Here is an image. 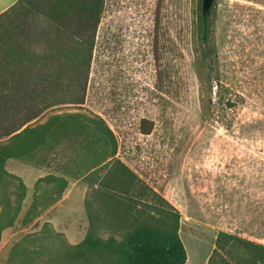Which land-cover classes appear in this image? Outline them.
<instances>
[{
    "label": "rangeland",
    "instance_id": "obj_1",
    "mask_svg": "<svg viewBox=\"0 0 264 264\" xmlns=\"http://www.w3.org/2000/svg\"><path fill=\"white\" fill-rule=\"evenodd\" d=\"M201 3L104 0L83 101L76 103L82 93L72 70L60 68L48 99L73 102L48 108L37 122L99 115L113 133L114 156L86 120L91 129L57 130L49 147L5 164L32 182L40 168L82 177L94 209L101 205L95 187L120 160L178 211L190 264L203 263L219 231L264 244V0H213L208 43L198 25ZM142 119L151 123L148 133ZM101 159L107 163L87 174ZM30 200L1 233L0 264L15 241L41 227L42 218L21 223ZM58 217L67 222L64 212ZM103 227L112 230L109 222Z\"/></svg>",
    "mask_w": 264,
    "mask_h": 264
},
{
    "label": "trees",
    "instance_id": "obj_2",
    "mask_svg": "<svg viewBox=\"0 0 264 264\" xmlns=\"http://www.w3.org/2000/svg\"><path fill=\"white\" fill-rule=\"evenodd\" d=\"M103 6L104 0H16L0 12V239L17 219L26 195L22 177L5 167L9 158H24L49 147L57 130L74 125L91 129L88 121L96 129L91 134L110 142L107 157L116 152L113 133L99 115L88 119L81 115L80 121L75 113L68 115L70 120L53 115L37 122L48 108L73 102L48 99L60 68L72 70L82 93L76 103L83 101ZM198 25L202 40L208 43L209 13H200ZM150 129L151 123L142 119V132ZM102 162H95L87 174L107 163ZM108 184L112 187L107 188ZM66 186V178L52 173L37 178L21 223H30L57 202ZM97 186L94 196L101 205L92 209L84 200L88 228L79 242L70 243L45 221L37 231L14 242L3 264H185L179 213L168 201L118 159L111 161ZM148 196L154 203L145 201ZM107 222L112 230L105 234ZM206 264H264V244L219 231Z\"/></svg>",
    "mask_w": 264,
    "mask_h": 264
},
{
    "label": "crops",
    "instance_id": "obj_3",
    "mask_svg": "<svg viewBox=\"0 0 264 264\" xmlns=\"http://www.w3.org/2000/svg\"><path fill=\"white\" fill-rule=\"evenodd\" d=\"M15 2L16 0H0V12L7 9ZM38 170H42V171L38 175L37 178L51 173V172L46 173L45 171H43L42 168ZM52 174L58 175L57 172H52ZM17 175L22 177L21 174H17ZM60 175H62V177L67 179V186L64 189L61 195V198L57 202H55L53 205H51L49 208H47L44 212H42L37 218H42L41 225L45 221L52 223V225L54 226L56 230L64 232L67 236V240L70 243L74 244V243L79 242L84 237L86 230H87V221H86L85 211L83 208V203L86 197L88 185L86 182L81 181L82 177L72 178L68 174H60ZM22 179L24 180L25 185H26V195L24 199H26V197L28 196H30V199H31V195L33 192V186H34V182L36 181V179L34 182L25 180L23 177ZM62 212L65 213L67 217L66 218L67 222L57 223V219L59 218L58 213H62ZM77 217H79L80 219L79 221H82V218H83V223L80 222L81 225L83 224L82 225L83 231H82L81 226H80L81 230L80 228L75 226ZM181 239H182V236H181ZM212 247L213 246L211 244V247L208 250L202 264H206L207 258L209 256V252L212 249ZM185 264H190V261L188 260V255H187Z\"/></svg>",
    "mask_w": 264,
    "mask_h": 264
},
{
    "label": "water",
    "instance_id": "obj_4",
    "mask_svg": "<svg viewBox=\"0 0 264 264\" xmlns=\"http://www.w3.org/2000/svg\"><path fill=\"white\" fill-rule=\"evenodd\" d=\"M202 13L208 14L213 4V0H202Z\"/></svg>",
    "mask_w": 264,
    "mask_h": 264
}]
</instances>
